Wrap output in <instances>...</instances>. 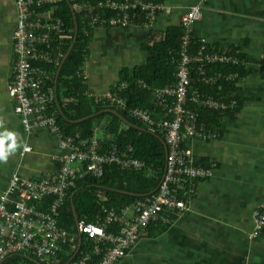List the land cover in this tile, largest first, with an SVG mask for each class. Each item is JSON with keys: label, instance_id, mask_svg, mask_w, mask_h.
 Returning a JSON list of instances; mask_svg holds the SVG:
<instances>
[{"label": "built area", "instance_id": "obj_1", "mask_svg": "<svg viewBox=\"0 0 264 264\" xmlns=\"http://www.w3.org/2000/svg\"><path fill=\"white\" fill-rule=\"evenodd\" d=\"M56 1L14 0L17 12L13 36L15 66L9 94L15 100L14 110L20 115L26 130L31 128L32 123L48 128L59 136L63 148L69 152L59 159V169L50 177L42 180L25 179L17 174L11 177L6 194L0 198V264H26L28 259L40 264H57L66 247L78 254L72 264H118L144 237L149 226L167 221L166 213H185L189 210L187 198L183 195L187 185L191 186L193 182L213 174L211 165H197L192 150L183 147L188 140L218 138L217 130L199 124V113L191 106L222 113L234 112L240 107L234 95L223 99L192 89L194 75L198 83L220 91L223 83L237 82L239 74L209 72L207 68L245 62L237 53L209 48L205 38L195 35V24L202 18V7L195 4L180 20L183 36L177 62V81L171 86L153 90V112L141 107L127 109L124 99L113 92L94 97L98 103L106 102L128 110L133 119L164 136L167 147L165 170L153 194L121 211L106 208L103 221L78 222L77 231L72 233L59 226L58 218L75 180L86 176L99 178L107 165L142 170L146 168V163L134 156L132 147L127 152H121L114 144L101 151L103 139L96 135L90 140L77 141L63 132L57 116L48 114L54 99L52 89L46 87L48 71L43 65H58L57 56L61 53H55V46L73 37L63 20L53 15L56 7L39 10ZM97 7L111 10L116 15L106 18L93 16L90 27L108 25L127 28L134 24L151 27L160 14L169 11L158 0H100ZM131 15L141 21L133 22ZM79 76L87 82L83 69ZM139 84L146 87L142 81ZM127 86L123 83L118 89ZM155 113L160 115L158 119L154 117ZM29 151L30 148L25 147L22 154ZM49 197L53 200L48 211H41L39 206ZM253 224L251 237L256 239L264 232V204L254 211ZM110 226L116 227V231L109 230ZM82 237L91 240L93 247L81 250ZM15 259L18 262H14Z\"/></svg>", "mask_w": 264, "mask_h": 264}, {"label": "crops", "instance_id": "obj_2", "mask_svg": "<svg viewBox=\"0 0 264 264\" xmlns=\"http://www.w3.org/2000/svg\"><path fill=\"white\" fill-rule=\"evenodd\" d=\"M158 1L169 11L151 27L91 26L83 66L90 97L112 93L145 62V45L180 26L182 15L195 4L202 7L195 35L213 50L237 53L249 72L237 81L241 107L223 118L218 138L187 141L195 161L213 167L211 177L183 190L189 210L166 213L167 221L149 226L118 264H264V232L251 237L253 213L264 204V0ZM15 26L14 0H0V147L7 150L0 159V198L13 174L30 180L50 177L69 152L48 128L32 123L26 130L14 110L9 86ZM95 135L102 138L101 127ZM25 147L30 151L22 154Z\"/></svg>", "mask_w": 264, "mask_h": 264}, {"label": "trees", "instance_id": "obj_3", "mask_svg": "<svg viewBox=\"0 0 264 264\" xmlns=\"http://www.w3.org/2000/svg\"><path fill=\"white\" fill-rule=\"evenodd\" d=\"M98 1L100 0H70L77 16L79 33L75 47L60 71L56 86L57 102L65 116L61 115L55 98L48 109V114L57 116L58 124L63 132L74 137L77 141L90 140L94 136L97 126L101 127L103 131L101 151L107 150L114 144L117 145L121 152H127L128 148L132 147L134 156L144 161L146 168L142 170L123 169L118 165L112 164L105 166L104 174L99 178L86 176L75 180L59 211L58 218L59 226L72 233L77 231L78 222L97 223L103 221L105 217L104 209L106 208H114L117 211H121L124 207L132 206L138 200L153 194L165 170L164 136L149 130L145 125L133 119L129 115L128 110L117 108L106 102L98 103L95 98L88 95L87 83L79 76V74H82L88 54L90 45L89 33L91 31L89 25L93 16L98 15L101 18H106L116 15L111 10L99 9L97 7ZM53 7H56L53 15L63 20L67 30L74 37L73 14L67 1L57 0L39 10L47 11ZM131 17L133 22L141 21L133 15ZM182 36L181 25L173 26L166 31L161 39L152 40L145 45L144 51L147 54L145 62L133 69L132 74L125 75L121 80L122 83L113 89V93L120 95L124 99L127 109L141 107L153 112L155 109L153 90L176 83L177 62ZM73 37L71 40L55 46V53H61V56L58 57V65H43L48 71L47 89H55V78L58 69L63 57L70 48ZM195 48L197 49L198 47L196 46ZM195 48L193 51L196 50ZM207 70L209 72H237L240 78L249 72L242 65L218 64L208 67ZM140 81L144 82L146 87H142L139 84ZM123 83L128 84V86L119 90L118 88ZM192 89L223 99L234 95L241 107V101L237 95V82L223 83L222 89L218 91L215 87H208L198 83L194 75ZM191 108L199 113V124L211 130L218 129L225 116L232 117L239 111V109H236L234 112L222 113L193 105ZM108 109L116 110L132 126L128 127L119 116L104 112ZM93 114L98 115L81 123H74V121ZM154 117L158 119L160 115L155 113ZM187 144V142L183 144L185 149H188ZM196 164L203 165L197 161ZM183 195H185V192ZM52 200V197L47 198L41 205L40 210L48 211ZM73 207H75L77 218ZM109 228V230L116 231V227L110 226ZM93 245L94 243L91 240L82 237L81 250L89 249ZM77 257L78 254H75L74 250L72 251L70 247H66L61 252L57 264H72ZM14 262H18V259H15ZM25 262L26 264H36L29 259Z\"/></svg>", "mask_w": 264, "mask_h": 264}, {"label": "water", "instance_id": "obj_4", "mask_svg": "<svg viewBox=\"0 0 264 264\" xmlns=\"http://www.w3.org/2000/svg\"><path fill=\"white\" fill-rule=\"evenodd\" d=\"M66 1H67V3L69 4V7L71 8V10H72V14H73V20H74V37H73V40H72V43H71V45H70L69 50L67 51V53L65 54V56H64L63 59H62V62H61V64H60V67H59V69H58V72H57V75H56V78H55V100H56V102H57V91H56L57 87H56V86H57L58 78H59V75H60V71H61V69H62L64 63H65L66 60L68 59L69 55L71 54L72 50L74 49L75 44H76V41H77V38H78V33H79V26H78L77 16H76V14H75V12H74V10H73V6H72L70 0H66ZM57 106H58V109H59L61 115L64 117L65 115H64L63 111L61 110L60 105H59L58 102H57ZM104 112H108V113L115 114V115L119 116V118L122 119V120L128 125V127H131V126H132V125H131V124H130V123H129L124 117H122V116H121L116 110L108 109V110H105ZM98 114H99V113H98ZM98 114H93V115H90V116H88V117H85V118L79 119V120H77V121H74V123H81V122H83V121H85V120H88V119H91V118L97 116ZM164 147H165V152H167V147H166L165 142H164ZM73 209H74V214H75V216H76V218H77V213H76L75 207H73ZM81 240H82V239L80 238V243H81ZM34 262H35L36 264H40V263H39L38 261H36V260H34Z\"/></svg>", "mask_w": 264, "mask_h": 264}, {"label": "flooded vegetation", "instance_id": "obj_5", "mask_svg": "<svg viewBox=\"0 0 264 264\" xmlns=\"http://www.w3.org/2000/svg\"><path fill=\"white\" fill-rule=\"evenodd\" d=\"M14 6H15V2H14ZM15 12H16V8H15ZM16 23H17V12H16ZM15 28H16V26H15ZM14 32H15V29H14ZM13 36H14V33H13ZM13 46H14V42H13ZM14 58H15V53L13 51V58H12V62H11V66H12L13 71H14V66H15Z\"/></svg>", "mask_w": 264, "mask_h": 264}, {"label": "clouds", "instance_id": "obj_6", "mask_svg": "<svg viewBox=\"0 0 264 264\" xmlns=\"http://www.w3.org/2000/svg\"><path fill=\"white\" fill-rule=\"evenodd\" d=\"M94 135H95V132H94ZM0 143H2V142H0ZM6 156H7V150L0 147V159H4V158H6Z\"/></svg>", "mask_w": 264, "mask_h": 264}, {"label": "rangeland", "instance_id": "obj_7", "mask_svg": "<svg viewBox=\"0 0 264 264\" xmlns=\"http://www.w3.org/2000/svg\"><path fill=\"white\" fill-rule=\"evenodd\" d=\"M98 134H100V132H98Z\"/></svg>", "mask_w": 264, "mask_h": 264}]
</instances>
